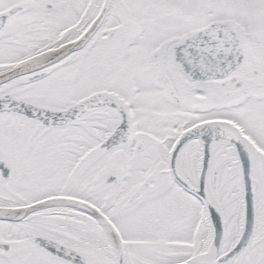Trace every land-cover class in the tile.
Returning <instances> with one entry per match:
<instances>
[{
    "label": "snow or ice",
    "instance_id": "6c2138e0",
    "mask_svg": "<svg viewBox=\"0 0 264 264\" xmlns=\"http://www.w3.org/2000/svg\"><path fill=\"white\" fill-rule=\"evenodd\" d=\"M0 264H264V0H0Z\"/></svg>",
    "mask_w": 264,
    "mask_h": 264
}]
</instances>
